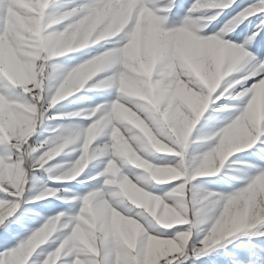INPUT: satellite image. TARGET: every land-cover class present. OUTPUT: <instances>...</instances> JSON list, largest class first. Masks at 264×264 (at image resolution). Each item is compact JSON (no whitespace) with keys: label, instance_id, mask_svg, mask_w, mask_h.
Instances as JSON below:
<instances>
[{"label":"clouds","instance_id":"obj_1","mask_svg":"<svg viewBox=\"0 0 264 264\" xmlns=\"http://www.w3.org/2000/svg\"><path fill=\"white\" fill-rule=\"evenodd\" d=\"M175 5L0 0V224L68 206L0 264H184L264 237V0Z\"/></svg>","mask_w":264,"mask_h":264},{"label":"rangeland","instance_id":"obj_2","mask_svg":"<svg viewBox=\"0 0 264 264\" xmlns=\"http://www.w3.org/2000/svg\"><path fill=\"white\" fill-rule=\"evenodd\" d=\"M262 36H264V33H262ZM205 186L210 187L214 191L215 189L220 192L224 190L216 181L208 182ZM35 227L36 225L33 224L32 228L26 230L17 238L16 243ZM252 245H257L258 247H253ZM6 250L0 249V253ZM182 259L184 264H264V237L253 238L251 242H249L247 237L235 238L230 243L225 242L198 256H189Z\"/></svg>","mask_w":264,"mask_h":264},{"label":"snow or ice","instance_id":"obj_3","mask_svg":"<svg viewBox=\"0 0 264 264\" xmlns=\"http://www.w3.org/2000/svg\"><path fill=\"white\" fill-rule=\"evenodd\" d=\"M189 0H176L174 9V15L182 14L184 8L188 5ZM241 28L233 37L235 40L241 38ZM251 51L258 56H264V36L256 40L253 44ZM249 159H254L253 156L249 155ZM257 163L259 161H256ZM14 198L7 197L5 193H0V200H12ZM24 207V206H23ZM23 207L16 211L15 214L5 219L3 224H0V249H10L13 244H16L17 238L22 235L26 230L32 228L35 218L24 214ZM32 208L38 209L46 214L59 211L57 210L53 202H46L42 205H31ZM4 253V252H3ZM100 264H107V261L103 259V254L100 258Z\"/></svg>","mask_w":264,"mask_h":264},{"label":"bare ground","instance_id":"obj_4","mask_svg":"<svg viewBox=\"0 0 264 264\" xmlns=\"http://www.w3.org/2000/svg\"><path fill=\"white\" fill-rule=\"evenodd\" d=\"M75 105H69L67 110H71L72 108H74ZM36 175V179L34 180V183L37 184V186H39L40 184H45L47 183L48 187H61L60 185H53L51 184L50 182H47L46 179L42 176V174H35ZM217 182V184H219L221 187H223V191H218V189H215V191L217 192H220V193H228L230 191H232L235 187H237V185H235L233 182L231 181H226V180H215ZM207 187V186H206ZM210 188V187H209ZM213 190V189H212ZM73 191H76V192H81L83 191V189L81 187H74L73 188ZM42 203H46L45 202H42ZM53 205L54 207L59 210V211H62V210H65L68 206L67 205H63L61 204L59 201H56V202H53ZM23 210H24V214L25 215H28V216H32L35 218V221H34V225H36V227L39 225L40 223V219L39 217L40 216H48V215H52L54 214V212L52 213H49V214H46L45 212H41L39 211L38 209H34L31 207V204H28V205H25L23 207ZM36 213H38L39 215H36ZM23 237V236H22ZM235 239V238H234ZM19 241V240H18ZM217 247V246H216ZM211 249H209L208 251H210ZM212 252V251H211ZM220 262V261H218Z\"/></svg>","mask_w":264,"mask_h":264}]
</instances>
